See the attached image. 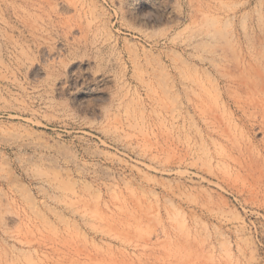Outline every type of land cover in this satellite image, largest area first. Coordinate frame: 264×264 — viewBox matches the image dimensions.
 <instances>
[{
    "label": "rangeland",
    "instance_id": "1",
    "mask_svg": "<svg viewBox=\"0 0 264 264\" xmlns=\"http://www.w3.org/2000/svg\"><path fill=\"white\" fill-rule=\"evenodd\" d=\"M44 255L264 264V0H0V264Z\"/></svg>",
    "mask_w": 264,
    "mask_h": 264
},
{
    "label": "bare ground",
    "instance_id": "2",
    "mask_svg": "<svg viewBox=\"0 0 264 264\" xmlns=\"http://www.w3.org/2000/svg\"><path fill=\"white\" fill-rule=\"evenodd\" d=\"M201 100H205V98H201ZM132 215V217H134V221L136 222V221H141L142 220V218H143V216L142 215H133V214H131ZM128 217V215H122V216H120L119 217V219L121 220V218L123 219H126ZM159 234L160 235H162V236H164V237H166V238H172V237H174V238H176L177 240H179V239H183V238H189L190 237V231H184L183 230V232H178V233H176L175 231H174V229L173 230H171V229H169V228H167V227H163L161 230H160V232H159ZM42 239H39L38 241H37V243H39V245L41 244L42 245ZM25 244H27L28 245V247L29 248H32L33 249V247H35V245H32L33 244V241H26L25 242ZM38 245V246H39ZM38 246L37 247H35V248H38ZM54 249V248H53ZM56 250H57V248H55L54 249V252H56ZM179 258H180V260H182V259H184L181 255L179 256ZM179 258H178V260H179ZM51 261H52V257H49V256H47V255H44V259L41 261V264H50L51 263ZM188 262L190 263V264H201V262H202V260L200 259V257L197 255L196 257H190V259L188 260ZM161 264H169V262H167V260L166 259H164V261L163 262H161Z\"/></svg>",
    "mask_w": 264,
    "mask_h": 264
}]
</instances>
